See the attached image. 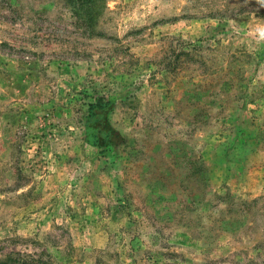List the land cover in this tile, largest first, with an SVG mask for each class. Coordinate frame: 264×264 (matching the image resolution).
Wrapping results in <instances>:
<instances>
[{"label":"rangeland","instance_id":"rangeland-1","mask_svg":"<svg viewBox=\"0 0 264 264\" xmlns=\"http://www.w3.org/2000/svg\"><path fill=\"white\" fill-rule=\"evenodd\" d=\"M257 19L255 0H0V264H264Z\"/></svg>","mask_w":264,"mask_h":264},{"label":"trees","instance_id":"trees-1","mask_svg":"<svg viewBox=\"0 0 264 264\" xmlns=\"http://www.w3.org/2000/svg\"><path fill=\"white\" fill-rule=\"evenodd\" d=\"M109 107L108 103H99L90 106V115L88 122L92 124L94 129H98L96 133V146L103 147L105 149L110 148L113 144L114 135L111 132H106L105 128L108 127L106 123V113ZM98 118V119H97ZM106 125V126H105ZM114 132V131H113ZM19 264H26L25 262Z\"/></svg>","mask_w":264,"mask_h":264},{"label":"clouds","instance_id":"clouds-1","mask_svg":"<svg viewBox=\"0 0 264 264\" xmlns=\"http://www.w3.org/2000/svg\"><path fill=\"white\" fill-rule=\"evenodd\" d=\"M246 2H248V0H246ZM255 3L259 5L260 8H264V0H255ZM250 35L255 36L258 41H264V19H257L254 22Z\"/></svg>","mask_w":264,"mask_h":264}]
</instances>
